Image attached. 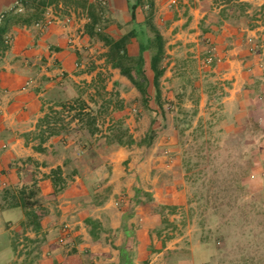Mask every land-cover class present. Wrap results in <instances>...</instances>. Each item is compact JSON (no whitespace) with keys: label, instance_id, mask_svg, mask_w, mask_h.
<instances>
[{"label":"rangeland","instance_id":"obj_1","mask_svg":"<svg viewBox=\"0 0 264 264\" xmlns=\"http://www.w3.org/2000/svg\"><path fill=\"white\" fill-rule=\"evenodd\" d=\"M115 1L120 10L125 9ZM209 1L202 17V13L193 14L200 3L204 7L202 0H177L173 6L170 0H154L155 22L167 42L166 72L161 79L163 116L156 113L154 100L145 105L130 80L108 64L103 42L81 34L87 22L83 10L77 12L79 18L72 13L70 25L60 21L39 31L61 25L63 45L74 58L71 98L86 100L97 115L100 130L96 135L77 127L76 122L64 134L79 138L71 144L73 150L81 151L86 141L92 144L86 152L92 150L94 165L84 179L88 185H102L99 193L103 197L109 194L107 209H123L121 198L134 194L152 208L157 204L154 209L167 219L163 239L171 237L167 242L172 248L165 256L168 264L239 263L244 256H252L251 264H264V0H247L251 3L248 11L256 12L254 27L237 25L231 19L220 23V8L210 7ZM84 2L77 0L76 4L82 7ZM101 2L102 6L107 3ZM49 7L59 20L67 16L54 5ZM138 10L143 19L144 11ZM124 15L109 17L107 31L117 38L128 29ZM33 28L26 26L25 31H38ZM59 73L64 75L62 70ZM33 79L26 88L35 84ZM73 113L63 114L65 122ZM153 118H157L156 136L151 144L141 145ZM257 122L260 130L254 127ZM119 127L137 142L116 148L111 141ZM120 148L127 156L119 164L122 184L118 186L111 181V158ZM255 163L258 167L253 170ZM77 169L70 174H77ZM238 179L250 186L259 184L241 189ZM5 194L2 189L0 196ZM148 206H128L127 210L147 212ZM203 242L208 243L205 252L195 247Z\"/></svg>","mask_w":264,"mask_h":264},{"label":"crops","instance_id":"obj_2","mask_svg":"<svg viewBox=\"0 0 264 264\" xmlns=\"http://www.w3.org/2000/svg\"><path fill=\"white\" fill-rule=\"evenodd\" d=\"M17 1L0 0V23ZM93 1L85 0L81 7L77 0H58L56 9L63 17L74 13L79 18L77 12L87 14L86 8ZM106 1L105 16L122 13L126 15L124 22L130 20L126 0L118 3L123 10L117 1ZM209 2L211 7L213 0ZM202 3L204 7L200 3L193 14H207L208 9H202L208 0ZM25 29L11 27L10 48L0 57V180L6 182L0 186V191L6 192L0 196V264H122V246L127 247L132 264H168L165 256L172 248L167 242L171 237L163 239L167 220L154 209L157 204L152 208L130 194L121 198L123 209H107L111 205L106 204L109 194L93 199L102 185L94 187L84 179L94 165L92 150L71 149L79 138L64 133L50 135L52 128L42 135L46 125H39L40 120L72 99L74 58L63 45L61 25L35 33ZM53 44L55 48L50 49ZM32 77L35 84L24 88ZM48 125L55 123L51 120ZM112 156L111 181L120 186L119 164L127 154L120 148ZM74 169L77 174H70ZM135 205H149V211L127 210ZM62 236L65 243L60 242ZM206 243L195 247L205 252ZM191 253L194 262L196 252Z\"/></svg>","mask_w":264,"mask_h":264},{"label":"trees","instance_id":"obj_3","mask_svg":"<svg viewBox=\"0 0 264 264\" xmlns=\"http://www.w3.org/2000/svg\"><path fill=\"white\" fill-rule=\"evenodd\" d=\"M126 1L128 12L130 14L126 33L117 38L107 31L110 20L109 17L106 18L105 16V10L102 6L101 0H94L88 8H86V15L89 18V21L84 25V33L90 40L96 38L103 42L106 46V61L112 67L118 68L121 74L130 80L138 90L140 100L145 105H148L154 100L158 105L156 113L164 114L161 79L166 72V66L163 64V61L167 52V42L165 36L155 22L154 0ZM57 2L58 0H18L15 7L3 15L4 20L0 23V57L10 48L11 38L9 32L11 27L16 25H33L37 20L43 17L49 6H56ZM213 4L220 8L218 13L220 23L224 22L225 19H231L233 22H236L237 25L245 24L249 27L255 26L256 12L250 13L248 11V7L251 6L249 1L213 0ZM138 9L144 11L143 19H139ZM262 9H264V6ZM236 11L237 13L235 14ZM205 30L207 31L208 29ZM244 35H246V33H244ZM134 52H136V54H133ZM151 87H153L154 92L151 91ZM59 106L60 109L53 110L52 114L47 113L40 120L39 125H46V128L42 129V135L45 134L46 131H49L50 128H52L50 135L62 134L65 132V128L73 122H76L77 127H81V129L86 130L92 136L96 135L100 130L97 125V115L86 100L82 98H74L60 103ZM65 112H74L71 115L70 120L67 122H65L64 117H62ZM51 120L55 123V126L53 127L48 125ZM156 121L157 118H153L151 128L141 139L139 144L149 145L153 142L156 136V129L154 127ZM116 125L117 124L114 126ZM260 126L261 125H259L258 122L254 124V127L257 130L261 129ZM116 130H118V132ZM111 142L116 144V148H119L121 146L131 145L137 141L131 134H129L127 129L119 127L114 129ZM91 145L86 141L81 146L82 150H89ZM253 166L254 170L258 167V163H255ZM255 166L257 167L255 168ZM238 181V187L241 189H246L252 186L256 188L259 184L256 182L250 186L248 183H242V179H238ZM100 198H102L101 193L94 195V199ZM253 207L255 206L253 205ZM120 252L122 264H132L127 247H120ZM252 262V256H244L240 259L239 263L230 261L229 264H251Z\"/></svg>","mask_w":264,"mask_h":264},{"label":"built area","instance_id":"obj_4","mask_svg":"<svg viewBox=\"0 0 264 264\" xmlns=\"http://www.w3.org/2000/svg\"><path fill=\"white\" fill-rule=\"evenodd\" d=\"M177 3V0H170L169 4L170 6H173L174 4ZM53 7H49L47 8L46 12L44 13L43 17L39 20H37L33 25L32 27L36 28V29H43L47 26H50L52 24H54L55 22H60V21H63L64 24L66 25H70L72 22H73V14L72 16H66L65 19L63 20H59L58 16L55 14L54 10H52ZM87 18V22L89 21V18L86 16ZM85 31H81V34L83 33L84 34ZM70 42L75 44L74 46H78L79 47V43L76 42V40L74 39H70ZM77 47V48H78ZM63 74V73H62ZM31 79L27 80V84L24 86V88L27 87V85H29L31 83ZM263 172H264V167L262 168ZM254 176V175H253ZM6 185V182H3L0 180V186H5ZM60 242L61 243H65L66 242V239L65 237H61L60 238Z\"/></svg>","mask_w":264,"mask_h":264}]
</instances>
